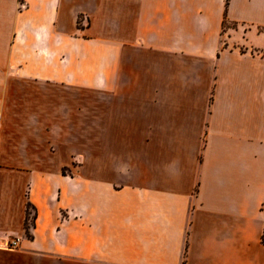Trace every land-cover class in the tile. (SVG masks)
Masks as SVG:
<instances>
[{
    "label": "crops",
    "instance_id": "1",
    "mask_svg": "<svg viewBox=\"0 0 264 264\" xmlns=\"http://www.w3.org/2000/svg\"><path fill=\"white\" fill-rule=\"evenodd\" d=\"M0 264H264V0H0Z\"/></svg>",
    "mask_w": 264,
    "mask_h": 264
},
{
    "label": "rangeland",
    "instance_id": "2",
    "mask_svg": "<svg viewBox=\"0 0 264 264\" xmlns=\"http://www.w3.org/2000/svg\"><path fill=\"white\" fill-rule=\"evenodd\" d=\"M229 26H235L232 22H228L227 23ZM93 144H87V143H83V144H81V149H82V152L84 153V154H86V152L88 151V152H91V151H93ZM120 161V160H119Z\"/></svg>",
    "mask_w": 264,
    "mask_h": 264
},
{
    "label": "trees",
    "instance_id": "3",
    "mask_svg": "<svg viewBox=\"0 0 264 264\" xmlns=\"http://www.w3.org/2000/svg\"><path fill=\"white\" fill-rule=\"evenodd\" d=\"M29 204H27V213H26V219H25V228L26 231H28V228L30 226V221L34 219V215H31L30 209H29Z\"/></svg>",
    "mask_w": 264,
    "mask_h": 264
},
{
    "label": "built area",
    "instance_id": "4",
    "mask_svg": "<svg viewBox=\"0 0 264 264\" xmlns=\"http://www.w3.org/2000/svg\"><path fill=\"white\" fill-rule=\"evenodd\" d=\"M19 244V238H12L7 243V247L13 248L16 247Z\"/></svg>",
    "mask_w": 264,
    "mask_h": 264
}]
</instances>
